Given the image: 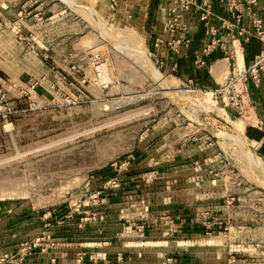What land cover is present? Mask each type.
Listing matches in <instances>:
<instances>
[{
	"label": "rangeland",
	"instance_id": "rangeland-1",
	"mask_svg": "<svg viewBox=\"0 0 264 264\" xmlns=\"http://www.w3.org/2000/svg\"><path fill=\"white\" fill-rule=\"evenodd\" d=\"M153 1L0 0V264H264V158L208 95L227 65L158 59Z\"/></svg>",
	"mask_w": 264,
	"mask_h": 264
},
{
	"label": "built area",
	"instance_id": "built-area-1",
	"mask_svg": "<svg viewBox=\"0 0 264 264\" xmlns=\"http://www.w3.org/2000/svg\"><path fill=\"white\" fill-rule=\"evenodd\" d=\"M163 2L166 4L164 15L169 36L168 48L174 55L188 50L194 35L202 26L206 30V36L201 41L194 67L204 68L209 65V59L214 53H223L221 61L227 65L223 83L218 84V88L210 93L222 100L223 109L229 111L234 118H242L246 109L252 106L251 87L261 88L264 80V49L256 55H251L250 50L254 41L264 46V0ZM217 5L223 9L222 15L217 14ZM160 44L162 42L158 39L155 46ZM241 53L244 55V64L239 62ZM257 129L264 133V123L258 124ZM206 236L215 239L212 233H207Z\"/></svg>",
	"mask_w": 264,
	"mask_h": 264
},
{
	"label": "crops",
	"instance_id": "crops-1",
	"mask_svg": "<svg viewBox=\"0 0 264 264\" xmlns=\"http://www.w3.org/2000/svg\"><path fill=\"white\" fill-rule=\"evenodd\" d=\"M141 1H143V0H141ZM163 1L164 0H159L158 4L156 6L158 9V13H160V14L162 13L164 15L166 4ZM146 4H147V2H146ZM136 10L138 13L141 12L143 14L142 18H145L146 8L143 7L142 5H140V2L137 3ZM216 12H217V14H220V15H222L224 13L223 9L221 7H219L218 5L216 6ZM201 28L204 30V35L206 36V30L202 26L200 27V30H201ZM166 32H167V29H166ZM167 34H168V32H167ZM197 34H195V35H197ZM195 35H194L192 43L194 42ZM152 36L156 37L155 39L152 40V43H153V46L155 47V54H156V57L158 59L169 62V65L173 71L175 70L174 68L176 66V69L179 70L183 74V76H185L187 74L188 76L191 77L192 70L194 71V73H196V71L194 69V61L191 60L190 57H188L187 50H183L180 54H178V56H176L174 54H171L170 50L168 48L167 42L169 40V36L163 37L162 35L159 36L156 34H152L151 37ZM158 39L162 42V44H160L158 47H156L155 45H156V42ZM200 47H201V43H200ZM263 49H264V46L261 45L260 43H258L256 41L251 43V46H250L251 55H256V54L260 53ZM222 57H223V53L221 52V59L217 60V64H216L215 68L213 69V73L215 72L216 76H219L223 72L222 71V72L218 73V71L222 68L221 66H223V64L225 65V62L221 61L223 59ZM239 62H240V64L245 63L243 53H241L239 55ZM202 82H203V80H202ZM251 98H252V106L249 110L250 121L246 122V123L244 122V126L249 125L247 128H251V130H253L254 133H256V132L262 133L257 129V125L264 123V80H263V85L261 88L251 87ZM247 128L244 127L245 132H246ZM262 134L264 135V133H262ZM246 137H247V135H246ZM247 140H248V138H247ZM251 141L254 144H256L259 148H261L263 146V143H264V140L259 141V142L255 141V140H251Z\"/></svg>",
	"mask_w": 264,
	"mask_h": 264
},
{
	"label": "trees",
	"instance_id": "trees-1",
	"mask_svg": "<svg viewBox=\"0 0 264 264\" xmlns=\"http://www.w3.org/2000/svg\"><path fill=\"white\" fill-rule=\"evenodd\" d=\"M158 1L159 0L153 1L154 5H157ZM200 32H201V34L198 35V38L204 37V30L199 31V33ZM219 58H221V55L217 54V53L216 54L214 53L210 57L209 61L210 60L217 61ZM197 78H200V83L202 84L203 77H202L201 73L199 74V77H197ZM246 135L251 140H255L257 142L264 140V135L262 133H259V132L254 133L253 130H251V128H247L246 129ZM259 154H260L261 157L264 158V143H263V146L259 149Z\"/></svg>",
	"mask_w": 264,
	"mask_h": 264
},
{
	"label": "bare ground",
	"instance_id": "bare-ground-1",
	"mask_svg": "<svg viewBox=\"0 0 264 264\" xmlns=\"http://www.w3.org/2000/svg\"><path fill=\"white\" fill-rule=\"evenodd\" d=\"M240 55V54H239ZM149 62V61H148ZM149 65V64H148ZM208 95H212L211 93H208ZM250 108L251 107H249V108H247L246 109V111H245V113L243 114V117L241 118V119H239V120H237L238 122H240L243 126H244V122L246 123V122H249L250 121V114H249V110H250ZM222 111H223V113L224 114H226L227 115V118H229L230 120H232L233 121V118H232V115L227 111V110H225V109H222ZM247 116V117H246ZM242 120V121H241ZM251 123V122H250ZM252 124V123H251ZM236 127V126H235ZM239 127H241V130H242V126L241 125H239ZM238 127V128H239ZM245 127V126H244ZM240 129V128H239ZM244 129V128H243ZM240 131V130H239ZM243 136H245V131L243 132V134H242V137ZM241 138V137H240ZM244 140L245 141H242V142H240V145H245V142H246V139H245V137H244ZM247 144V143H246ZM248 151V150H247ZM250 154H249V160L254 164V167H255V164L256 163H254V158H253V155H252V152H249ZM258 160V159H257ZM255 162H258V161H255ZM262 162V161H261ZM252 164V165H253ZM260 164V163H259ZM261 165H263L262 163H261ZM264 166V165H263ZM262 166V167H263Z\"/></svg>",
	"mask_w": 264,
	"mask_h": 264
}]
</instances>
